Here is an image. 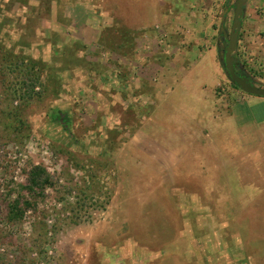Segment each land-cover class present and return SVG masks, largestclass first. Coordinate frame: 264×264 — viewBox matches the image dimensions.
Listing matches in <instances>:
<instances>
[{
    "label": "rangeland",
    "instance_id": "1",
    "mask_svg": "<svg viewBox=\"0 0 264 264\" xmlns=\"http://www.w3.org/2000/svg\"><path fill=\"white\" fill-rule=\"evenodd\" d=\"M105 1L0 0V264H264V122L229 119L243 101L220 66L213 146L185 149L200 125L169 134L155 67L129 61L148 28ZM37 165L52 185L31 194Z\"/></svg>",
    "mask_w": 264,
    "mask_h": 264
},
{
    "label": "crops",
    "instance_id": "2",
    "mask_svg": "<svg viewBox=\"0 0 264 264\" xmlns=\"http://www.w3.org/2000/svg\"><path fill=\"white\" fill-rule=\"evenodd\" d=\"M236 1L124 0L129 4L125 17L129 19L130 26L136 29L137 26L146 25L148 28L143 36L142 31L140 36L137 33V38L130 48L129 61L132 62L134 58L135 64H138L140 60L141 62L146 60L155 67L156 82L152 83L151 87L155 98L162 101L163 117L167 119L164 123L169 125L168 133L171 134L176 125V130L178 126L183 129L192 123L200 125L198 129L201 135L195 140L190 133L192 129H185L187 134L184 138L187 140L185 149L194 146L202 148L204 145L202 140H209L213 146V133L220 129L217 124L220 117L215 118L214 105L223 101V97H218L217 93L222 82V72L218 56L217 31L213 29V25L218 11L225 13L227 10V15ZM105 2L118 4L123 0ZM132 4L137 5L136 10ZM141 4L145 7L142 6L138 10ZM141 53L145 58L137 55L134 57V54ZM236 58L238 66L245 69L254 83L264 84V79L261 78L264 72V0H249L245 5ZM207 63L210 70H207ZM210 75L213 77L212 83L210 78L208 79ZM232 89V95L243 102L231 106V109L237 107L239 113H242L229 115V119H236L242 126L264 122V98L251 96L234 87ZM219 109L226 113L224 109ZM174 117L181 123H176ZM172 146L169 139L168 143L161 147L168 149Z\"/></svg>",
    "mask_w": 264,
    "mask_h": 264
},
{
    "label": "water",
    "instance_id": "3",
    "mask_svg": "<svg viewBox=\"0 0 264 264\" xmlns=\"http://www.w3.org/2000/svg\"><path fill=\"white\" fill-rule=\"evenodd\" d=\"M248 1L249 0H237L235 2L233 24L230 35H228L224 27L227 10L223 15L222 25L219 32L220 35L223 34L221 41L224 44V55L219 57V62L222 69L225 71L227 78L237 85L243 92L264 98V87L254 84L252 78L249 77L245 69L238 66L239 64L236 62L237 58L235 56L242 25V17L244 15L245 5Z\"/></svg>",
    "mask_w": 264,
    "mask_h": 264
},
{
    "label": "trees",
    "instance_id": "4",
    "mask_svg": "<svg viewBox=\"0 0 264 264\" xmlns=\"http://www.w3.org/2000/svg\"><path fill=\"white\" fill-rule=\"evenodd\" d=\"M235 7V5H234ZM227 18V16H226ZM225 18V20H226ZM221 37H223V34L221 35ZM236 56V54H235ZM237 62V59H236ZM232 83V82H231ZM34 80L31 81H27L26 83V94L28 95L29 93H32L34 91ZM232 86L235 89H240L237 85H235L234 83H232ZM28 184L26 186V190H28L31 194L32 193H36L37 189H41L44 190L47 186L52 185V177L50 176V174L48 173V171L37 165L31 168V170L28 173ZM42 193V191L40 192ZM22 199H17L14 201V203L10 206V210H9V216L11 218L12 221H16L19 220L20 218L23 217L25 210L29 209L33 203H31L32 201H28L27 199H25L23 202L21 201ZM21 203H23L25 205V207H21Z\"/></svg>",
    "mask_w": 264,
    "mask_h": 264
},
{
    "label": "flooded vegetation",
    "instance_id": "5",
    "mask_svg": "<svg viewBox=\"0 0 264 264\" xmlns=\"http://www.w3.org/2000/svg\"><path fill=\"white\" fill-rule=\"evenodd\" d=\"M221 36V35H220ZM223 43V42H222Z\"/></svg>",
    "mask_w": 264,
    "mask_h": 264
}]
</instances>
